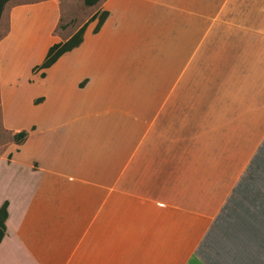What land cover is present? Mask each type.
Masks as SVG:
<instances>
[{
    "label": "crops",
    "instance_id": "1",
    "mask_svg": "<svg viewBox=\"0 0 264 264\" xmlns=\"http://www.w3.org/2000/svg\"><path fill=\"white\" fill-rule=\"evenodd\" d=\"M102 11L37 69L58 0L8 10L0 264H264V0Z\"/></svg>",
    "mask_w": 264,
    "mask_h": 264
},
{
    "label": "rangeland",
    "instance_id": "2",
    "mask_svg": "<svg viewBox=\"0 0 264 264\" xmlns=\"http://www.w3.org/2000/svg\"><path fill=\"white\" fill-rule=\"evenodd\" d=\"M39 1V0H8L2 9L0 10V37L8 29V10L12 5ZM57 1V0H55ZM58 4L61 7L60 21L57 26V33L61 36L63 42L70 39L79 29V27L90 18L94 5L87 6L84 0H58ZM10 138L9 133H5L0 130V140ZM254 164V165H253ZM247 170L259 171L264 174V146L261 150V154L257 157L255 163H251ZM264 184V176L262 178Z\"/></svg>",
    "mask_w": 264,
    "mask_h": 264
},
{
    "label": "trees",
    "instance_id": "3",
    "mask_svg": "<svg viewBox=\"0 0 264 264\" xmlns=\"http://www.w3.org/2000/svg\"><path fill=\"white\" fill-rule=\"evenodd\" d=\"M8 0H0V10L2 9V6H4V4L7 2ZM101 0H84L85 5L90 6V5H94L96 3H98ZM107 16V12L106 11H102L100 13H95L93 14L89 19H87V21H85L77 30V32L67 41L63 42L60 41L58 43H55L53 45H51L47 51V54L44 58V60L42 61V63L40 65L37 66V69H44L46 67H49L50 65H52L64 52L69 51L73 48H75L76 46L79 45V43L82 41V37H83V32L85 30V26L87 24L88 21L93 20L95 18H97V24L95 26V31L98 30V28L100 27V25L102 24V22L104 21V19ZM14 135V140L17 143L22 142L25 139L26 133L23 130L17 131V132H13ZM6 208L5 206L0 208V240L2 239L4 233H5V228H4V220L6 217Z\"/></svg>",
    "mask_w": 264,
    "mask_h": 264
}]
</instances>
